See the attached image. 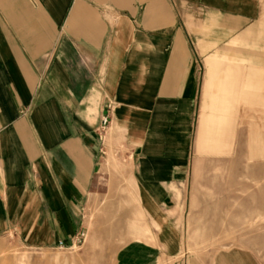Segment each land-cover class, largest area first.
Returning a JSON list of instances; mask_svg holds the SVG:
<instances>
[{
	"label": "crops",
	"instance_id": "0c3cea01",
	"mask_svg": "<svg viewBox=\"0 0 264 264\" xmlns=\"http://www.w3.org/2000/svg\"><path fill=\"white\" fill-rule=\"evenodd\" d=\"M259 8L0 0V234L58 247L84 233L109 240L108 264L176 262L203 59Z\"/></svg>",
	"mask_w": 264,
	"mask_h": 264
},
{
	"label": "rangeland",
	"instance_id": "374dc122",
	"mask_svg": "<svg viewBox=\"0 0 264 264\" xmlns=\"http://www.w3.org/2000/svg\"><path fill=\"white\" fill-rule=\"evenodd\" d=\"M202 74L183 244L168 264H264V0L245 28L204 57ZM108 156L124 179L123 157ZM127 218L115 246L128 239ZM108 245L88 236L70 249L29 247L6 232L0 264H108Z\"/></svg>",
	"mask_w": 264,
	"mask_h": 264
},
{
	"label": "built area",
	"instance_id": "2783aa9c",
	"mask_svg": "<svg viewBox=\"0 0 264 264\" xmlns=\"http://www.w3.org/2000/svg\"><path fill=\"white\" fill-rule=\"evenodd\" d=\"M108 121H109V118H108V116L107 115H105V116H103L102 118H101V125H100V128L102 129V130H104V128H105V126L108 124ZM79 237L75 240V242H72L70 245H65V244H63V242H59L58 243V247L59 248H66V249H70V248H72V247H76V245H78V244H80V243H82L83 242V240H84V233H80L79 235H78Z\"/></svg>",
	"mask_w": 264,
	"mask_h": 264
}]
</instances>
